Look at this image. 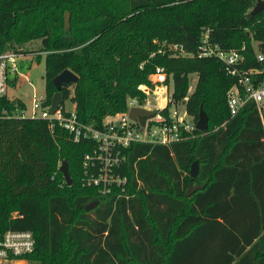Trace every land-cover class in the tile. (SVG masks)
I'll list each match as a JSON object with an SVG mask.
<instances>
[{
    "label": "trees",
    "instance_id": "trees-1",
    "mask_svg": "<svg viewBox=\"0 0 264 264\" xmlns=\"http://www.w3.org/2000/svg\"><path fill=\"white\" fill-rule=\"evenodd\" d=\"M257 1L0 0V53L40 40L48 99L53 78L74 71L80 81L62 91L81 122L101 127L125 110L157 66L172 74L174 99L187 98L195 122L201 109L209 116V128L194 137L131 144L120 170L125 190L108 196L81 182L93 142L74 143L46 120L0 116V237L31 231L35 251L23 259L36 264H264V112L251 102L231 115L235 79L218 58L168 51L176 43L197 51L209 30L212 43L244 54L245 68L264 67L252 43L264 49V10L249 16ZM192 73L198 81L189 95ZM23 106L0 98V113ZM64 159L73 185L59 170ZM190 184L204 188L187 196Z\"/></svg>",
    "mask_w": 264,
    "mask_h": 264
},
{
    "label": "built area",
    "instance_id": "built-area-1",
    "mask_svg": "<svg viewBox=\"0 0 264 264\" xmlns=\"http://www.w3.org/2000/svg\"><path fill=\"white\" fill-rule=\"evenodd\" d=\"M168 51L174 56L216 57L221 60L226 73L235 79L227 91L231 115L236 116L251 102L263 115L264 67L245 68L246 58L240 50L226 51L212 43L207 30L197 51H188L180 43L170 44ZM27 55L23 50L0 53V98L21 100L10 98L8 91L18 83L21 76H25L21 69L28 60ZM257 59L260 63L264 62L262 50L257 51ZM171 83H174L172 74L163 66H157L150 74L148 83L138 84L139 94L128 98L126 109L107 115L101 127L81 122L76 110H67L64 103L53 111L52 99L49 101L47 90L43 95L34 93L30 106L21 100L23 107L11 113L3 108L0 116L46 120L52 131L58 127L68 131L74 143L83 140L93 142L83 156L81 182L85 187H96L100 195L108 196L115 188L125 190L128 179L120 170L128 161L126 149L131 144L170 145L195 136L196 122L188 112L187 98L175 100V88L170 90ZM72 86L68 88L73 89ZM134 107L149 110L151 114L133 119L130 111ZM35 244L31 231L5 232L0 237V264H28L23 258L35 251Z\"/></svg>",
    "mask_w": 264,
    "mask_h": 264
},
{
    "label": "rangeland",
    "instance_id": "rangeland-1",
    "mask_svg": "<svg viewBox=\"0 0 264 264\" xmlns=\"http://www.w3.org/2000/svg\"><path fill=\"white\" fill-rule=\"evenodd\" d=\"M253 7L250 9V12L253 9ZM67 12H70V10H66L64 12V18ZM70 22H71V16H70ZM252 43L256 51H259L258 42L252 40ZM22 49L23 50L27 49L30 51V52H26L28 54L27 55L28 60L25 61L24 68L21 69V72L24 73L25 76H21L19 78L18 83L15 86H11L9 88L8 94L10 98L12 99L19 98L25 101L30 106L34 93H36L37 95H43L46 91V82H47L46 73H45L46 54L40 51V40L31 41L27 43ZM168 50H169V45H168ZM39 54H43L40 60L37 57ZM197 81H198V75L196 73H192L190 75V80H189V95H191V93L195 91ZM173 89H174V83H171L170 90L173 91ZM64 106L69 111L75 110V103L70 98L64 101ZM217 127L218 126H214V129H216ZM61 164L62 161H59L58 164L59 170ZM66 251L67 249L64 250L63 254L61 255V258L62 260L67 259L68 261L69 256L66 257ZM28 264H36V263L28 261Z\"/></svg>",
    "mask_w": 264,
    "mask_h": 264
},
{
    "label": "water",
    "instance_id": "water-1",
    "mask_svg": "<svg viewBox=\"0 0 264 264\" xmlns=\"http://www.w3.org/2000/svg\"><path fill=\"white\" fill-rule=\"evenodd\" d=\"M264 10V0H259L257 3L254 5L253 9L249 13L250 17H253L254 15L258 14ZM70 12L66 13L65 16V28L66 30L69 29L71 22H70ZM249 34V33H248ZM264 52V49H263ZM80 81V77L72 70L70 69H65L62 71L60 74H58L56 77L53 78L52 82L54 86L56 87V92L54 93L52 97V103H51V109L54 111L56 110L63 102H64V95H63V88L72 86L77 84ZM151 114V111L146 110L144 108L140 107H134L130 111V116L133 119H137L138 116L140 115H149ZM196 127L197 129L200 130H207L209 128V116L207 112L204 109H201L199 119L196 122ZM60 171L62 172L65 181L67 182L68 185H73L74 184V179L72 178L70 171H69V165H68V160L64 159L62 161V164L60 166ZM199 172V162L194 161L191 167V175L196 176ZM204 188V185L201 184H190L187 191L186 195L190 196L193 193H195L197 190ZM99 204V201H94L86 206V210H91L95 206Z\"/></svg>",
    "mask_w": 264,
    "mask_h": 264
},
{
    "label": "crops",
    "instance_id": "crops-1",
    "mask_svg": "<svg viewBox=\"0 0 264 264\" xmlns=\"http://www.w3.org/2000/svg\"><path fill=\"white\" fill-rule=\"evenodd\" d=\"M263 51V50H262ZM171 145V144H170Z\"/></svg>",
    "mask_w": 264,
    "mask_h": 264
}]
</instances>
